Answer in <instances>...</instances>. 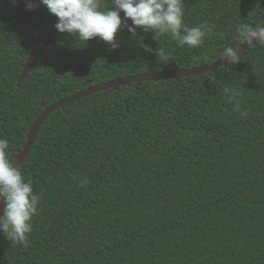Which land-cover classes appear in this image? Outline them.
Listing matches in <instances>:
<instances>
[{"label":"trees","instance_id":"obj_1","mask_svg":"<svg viewBox=\"0 0 264 264\" xmlns=\"http://www.w3.org/2000/svg\"><path fill=\"white\" fill-rule=\"evenodd\" d=\"M186 6L187 26L213 28L198 48L122 28L112 50L57 31L17 86L57 17L42 4L0 0L9 159L51 104L114 79L214 63L238 24H264V0ZM239 59L227 71L131 83L53 110L19 167L42 196L32 231L26 245L0 233V264H264V45Z\"/></svg>","mask_w":264,"mask_h":264},{"label":"clouds","instance_id":"obj_2","mask_svg":"<svg viewBox=\"0 0 264 264\" xmlns=\"http://www.w3.org/2000/svg\"><path fill=\"white\" fill-rule=\"evenodd\" d=\"M105 3L102 0H38V3L26 0V8L34 10L42 4L57 17L54 27L58 32L68 33L86 43L99 38L112 50L119 47L118 33L122 28H127L132 36L137 35V29L152 32L153 39L158 42L160 37L170 34L180 46L189 48H198L213 36V28L207 23L189 27L184 22L187 0H107V6L102 7ZM235 31L236 42L226 44L220 52V60H226L225 71L229 65L240 61L241 45H264V24H238ZM141 46L146 52L153 51L146 44ZM239 96L237 91L229 96L237 110ZM9 149V139L0 131V202L5 205L3 215H0V233L11 244L26 245L42 196L9 159Z\"/></svg>","mask_w":264,"mask_h":264},{"label":"water","instance_id":"obj_3","mask_svg":"<svg viewBox=\"0 0 264 264\" xmlns=\"http://www.w3.org/2000/svg\"><path fill=\"white\" fill-rule=\"evenodd\" d=\"M107 0H102V2H106ZM57 29L54 27L47 35L36 41L34 46L30 49L29 53L27 54L25 64L23 66V69L21 71V74L17 80V86H20L22 81L25 79L27 74L30 72L31 68L37 61L38 57L40 56L41 52L44 50V48L47 47L49 42L53 39L55 34L57 33ZM248 45H241L240 48V54L247 50ZM226 64V60H217L214 63L204 65L201 67H191L188 69H175V70H168V71H163V72H156V73H145V74H139V75H134V76H128V77H122L118 79H114L111 81H107L104 83L97 84L93 87H89L87 89H84L78 93H75L71 96H68L64 99H61L50 106H48L45 110H43L40 115L33 121L31 126L29 127V130L27 132L26 136V142L23 145L22 149L19 150L14 159L13 163L14 166L20 167L21 164L23 163L24 159L28 155L30 148L34 142L35 136L42 125L43 121L45 118L50 115V113L53 110H56L60 107H63L66 104H69L74 101H78L82 97L88 96L92 93L98 92L100 90H107L109 88H116L118 86H125L131 83H141L143 81H159V80H167L170 78L173 79H179L180 77L183 76H195L199 75L202 73H206L208 71H211L219 66H222ZM5 205L0 202V215H3V210H4Z\"/></svg>","mask_w":264,"mask_h":264}]
</instances>
